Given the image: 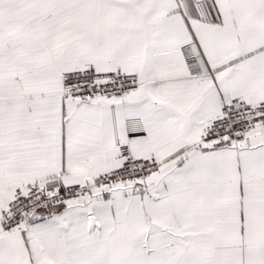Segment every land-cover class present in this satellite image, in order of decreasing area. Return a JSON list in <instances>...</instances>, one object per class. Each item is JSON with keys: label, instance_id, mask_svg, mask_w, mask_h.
I'll use <instances>...</instances> for the list:
<instances>
[{"label": "snow or ice", "instance_id": "obj_1", "mask_svg": "<svg viewBox=\"0 0 264 264\" xmlns=\"http://www.w3.org/2000/svg\"><path fill=\"white\" fill-rule=\"evenodd\" d=\"M0 264H264V0H0Z\"/></svg>", "mask_w": 264, "mask_h": 264}]
</instances>
